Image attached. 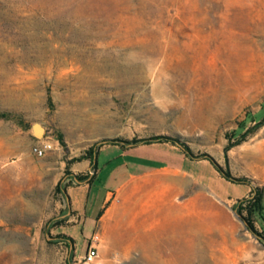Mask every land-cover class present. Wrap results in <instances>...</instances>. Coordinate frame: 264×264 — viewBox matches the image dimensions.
I'll return each instance as SVG.
<instances>
[{
	"label": "rangeland",
	"instance_id": "rangeland-1",
	"mask_svg": "<svg viewBox=\"0 0 264 264\" xmlns=\"http://www.w3.org/2000/svg\"><path fill=\"white\" fill-rule=\"evenodd\" d=\"M0 112L18 117L0 119V264H85L59 192L88 150L154 136L195 157V199H175L161 263L91 264H264L237 211L260 192L264 234V0H0Z\"/></svg>",
	"mask_w": 264,
	"mask_h": 264
},
{
	"label": "crops",
	"instance_id": "crops-1",
	"mask_svg": "<svg viewBox=\"0 0 264 264\" xmlns=\"http://www.w3.org/2000/svg\"><path fill=\"white\" fill-rule=\"evenodd\" d=\"M81 164L89 177L67 190L65 217L71 215L74 225L82 219L87 248L97 235L99 241L92 246L108 263L130 262L135 253L147 262L161 263L163 232L177 231L179 219L185 218L175 199L180 194L186 195V204L195 199L194 161L178 146L152 143L104 145L93 164L89 160ZM201 178V184L210 188L207 178ZM64 236L74 244L71 236Z\"/></svg>",
	"mask_w": 264,
	"mask_h": 264
},
{
	"label": "trees",
	"instance_id": "trees-1",
	"mask_svg": "<svg viewBox=\"0 0 264 264\" xmlns=\"http://www.w3.org/2000/svg\"><path fill=\"white\" fill-rule=\"evenodd\" d=\"M48 102L51 103V98L48 97ZM0 119L2 120H15L18 121V117H16L15 115H12L10 113H6V112H0ZM262 123H264V120H262ZM152 143H170L172 145L178 146L181 148V150L183 151V153L188 157V158H192L194 159L195 157H193L191 155V152L189 150V148L183 144H180L179 141L177 139H174L172 137H168V136H154L151 138H147V139H142V140H132L130 142H125L124 144L120 143L121 146H137V145H141V144H152ZM96 155L97 152H94V149H90L87 151V153L82 156L81 158H79V161L82 160H89L91 164H93L95 162L96 159ZM218 171H220L222 173V177L225 178L228 181H233L232 179H230L229 175L227 173H223L218 167H216ZM87 179V177H83V176H76L75 180H77L78 182H84ZM234 183H243V180L237 179L233 181ZM58 191V188L56 189ZM61 194H63L66 198H67V191L65 189H63L61 192H59ZM260 197H261V193L258 192L254 198H252L251 200H245L242 199L240 200L237 206V211L238 214L241 218V220L244 222V224L247 226V228L257 234L258 236L264 238V234H260L257 233L253 227V224L250 220V216H251V210L253 207L255 206H259L258 208L261 211V201H260ZM246 205V206H245ZM244 206V207H243ZM245 208V210H244ZM243 212H245V215H243Z\"/></svg>",
	"mask_w": 264,
	"mask_h": 264
},
{
	"label": "built area",
	"instance_id": "built-area-1",
	"mask_svg": "<svg viewBox=\"0 0 264 264\" xmlns=\"http://www.w3.org/2000/svg\"><path fill=\"white\" fill-rule=\"evenodd\" d=\"M52 143L49 141H44L41 146L34 148V153L38 156H43L52 149ZM99 238L97 235L93 236L89 247L88 252L85 253V255L81 258L85 264H91L94 262V260L98 257L97 248L95 246H92L93 243H98Z\"/></svg>",
	"mask_w": 264,
	"mask_h": 264
},
{
	"label": "bare ground",
	"instance_id": "bare-ground-1",
	"mask_svg": "<svg viewBox=\"0 0 264 264\" xmlns=\"http://www.w3.org/2000/svg\"><path fill=\"white\" fill-rule=\"evenodd\" d=\"M171 194V193H170ZM168 197V196H167ZM199 234V233H198ZM195 236H197V234L195 235ZM195 239H196V237H195ZM198 242V241H197ZM194 249V248H193ZM199 249V248H198ZM197 251V250H196ZM195 251V252H196ZM202 251V250H201ZM209 252V251H208ZM200 254V253H199ZM207 255H208V253H207ZM198 257V256H197ZM200 257V256H199ZM196 261V260H195ZM217 262V261H216ZM186 263V262H185ZM190 263V262H189ZM209 262H207L206 261V259L203 257L201 260H200V262H198V263H190V264H208ZM219 263V262H218ZM182 264V263H181Z\"/></svg>",
	"mask_w": 264,
	"mask_h": 264
},
{
	"label": "water",
	"instance_id": "water-1",
	"mask_svg": "<svg viewBox=\"0 0 264 264\" xmlns=\"http://www.w3.org/2000/svg\"><path fill=\"white\" fill-rule=\"evenodd\" d=\"M78 183H81V182H78Z\"/></svg>",
	"mask_w": 264,
	"mask_h": 264
}]
</instances>
